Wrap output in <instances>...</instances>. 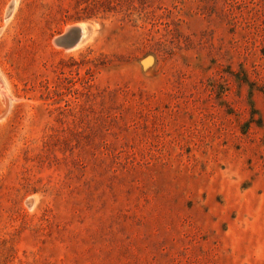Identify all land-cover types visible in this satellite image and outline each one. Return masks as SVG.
<instances>
[{
  "label": "rangeland",
  "instance_id": "1",
  "mask_svg": "<svg viewBox=\"0 0 264 264\" xmlns=\"http://www.w3.org/2000/svg\"><path fill=\"white\" fill-rule=\"evenodd\" d=\"M0 84V264H264V0H0Z\"/></svg>",
  "mask_w": 264,
  "mask_h": 264
},
{
  "label": "water",
  "instance_id": "2",
  "mask_svg": "<svg viewBox=\"0 0 264 264\" xmlns=\"http://www.w3.org/2000/svg\"><path fill=\"white\" fill-rule=\"evenodd\" d=\"M10 10L11 6L8 8V14ZM83 22L85 23L78 22L77 24L70 26L64 33L55 39V43L57 45L63 46L66 49L74 48L84 39V37H87L93 32L94 25L91 22ZM148 59H152V56H147L143 60L144 64H147Z\"/></svg>",
  "mask_w": 264,
  "mask_h": 264
},
{
  "label": "bare ground",
  "instance_id": "3",
  "mask_svg": "<svg viewBox=\"0 0 264 264\" xmlns=\"http://www.w3.org/2000/svg\"><path fill=\"white\" fill-rule=\"evenodd\" d=\"M81 23H85V22L82 21ZM92 38H93V34L90 33L87 37H84V39L80 43H78L75 47L80 46L82 44L84 45V44L88 43L89 41L92 40ZM0 87H1V84H0ZM3 94H4L5 99H7V96H6L7 94H5V93H3Z\"/></svg>",
  "mask_w": 264,
  "mask_h": 264
}]
</instances>
